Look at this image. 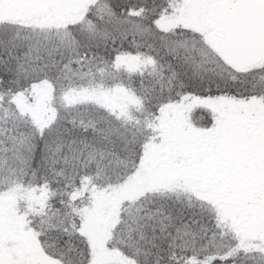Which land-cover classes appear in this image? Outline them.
<instances>
[{
    "label": "snow or ice",
    "instance_id": "6c2138e0",
    "mask_svg": "<svg viewBox=\"0 0 264 264\" xmlns=\"http://www.w3.org/2000/svg\"><path fill=\"white\" fill-rule=\"evenodd\" d=\"M0 264H264V0H0Z\"/></svg>",
    "mask_w": 264,
    "mask_h": 264
}]
</instances>
